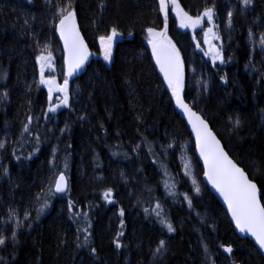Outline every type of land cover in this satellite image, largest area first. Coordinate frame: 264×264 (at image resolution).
Returning a JSON list of instances; mask_svg holds the SVG:
<instances>
[{"label":"trees","instance_id":"16d2710c","mask_svg":"<svg viewBox=\"0 0 264 264\" xmlns=\"http://www.w3.org/2000/svg\"><path fill=\"white\" fill-rule=\"evenodd\" d=\"M235 1L178 0L190 15L214 6L222 16L237 9ZM71 2L80 32L98 57L92 55L70 79L69 106L50 114L36 57L45 46L57 58L64 51L58 18L53 21L68 0H0V143L5 144L0 150V235L5 237L0 264H264L262 253L236 233L206 184L193 196L192 207L184 198L192 187L182 173L183 156H192L201 178L203 169L171 89L153 63L147 28L164 26L158 0ZM233 19L226 34L224 25L218 29L224 63H212L202 41L179 27L171 6L167 32L185 61L200 65L212 85L200 98L187 88L186 100L258 183L264 203V55L258 42L264 0H255L249 13L234 12ZM113 27L120 38L105 63L99 37ZM25 124L30 131L23 132ZM61 171L69 180L67 193L49 194L48 207L37 218V194L47 192L53 174ZM108 189L111 202L104 198ZM157 202L174 232L152 212ZM10 208L17 210L19 228L17 218L8 219ZM83 213L91 236L78 246L85 235L77 231L84 226ZM161 239L166 251L155 253Z\"/></svg>","mask_w":264,"mask_h":264},{"label":"snow or ice","instance_id":"6c2138e0","mask_svg":"<svg viewBox=\"0 0 264 264\" xmlns=\"http://www.w3.org/2000/svg\"><path fill=\"white\" fill-rule=\"evenodd\" d=\"M254 0H242L244 9H247L253 4ZM171 9L175 10L176 16L179 18L180 27L182 28H197L201 26L205 18L208 23L212 24L204 31V42L209 45L208 50L204 53L207 56H211L212 63L215 64L217 60L220 63H224V57L222 54V48L212 44V40H220L221 37L218 32L214 31V28L219 26L214 24V6L205 7L202 14H198L195 17L190 16L186 11L183 10L178 0H158V11L163 13L164 26L162 30L157 31L154 27L147 28L148 43L152 47V54L156 59V63L160 67V71L163 73L165 80L167 81L168 88L171 89V95L174 97L176 105L183 110L187 115L188 121L192 126V130L196 136V144L199 148L200 156L204 160V166L206 171L204 175L217 188L223 195L228 207L232 213V217L236 222V226L241 232L250 233L255 238L261 249H264V203H261L258 195L259 189L256 183L249 179L248 175L239 167L228 155L221 145V141L217 139L216 134L209 127L208 122L197 112L189 106L184 100V88H185V73H184V62L180 56L179 50L175 44L167 35L168 31V15ZM103 7V5H101ZM233 12L227 13L228 25L232 24ZM58 18L56 24V30L59 32L60 37L64 42V49L67 53L65 63L67 65V74L64 77L63 83H57L55 76L45 78V69L54 68L53 55L49 50V46L41 49L40 54L36 57V60L40 64V83L48 86V98L50 101L48 111L56 112L57 109L63 106H69V77L73 75L78 69L83 67L87 61L90 52L88 46L84 41V37L81 35L79 25L77 23V13L73 8L71 0L64 6L58 7L55 17ZM119 35L117 29L113 27L109 35H101L99 37L100 45L103 50V56L105 60L110 61L112 58V43L114 39ZM131 35V33H130ZM254 34L249 29V39L255 45L257 42L253 38ZM258 42L261 46V50L264 51V32H261L258 37ZM199 46V42L197 44ZM46 53V54H45ZM54 92L62 93L63 95L59 98L58 103H51L52 95ZM5 95H7L5 93ZM32 117H28V122L31 123ZM235 127H239L240 121L236 119L234 122ZM67 127V126H66ZM30 129L27 124L23 128V132H28ZM39 140V137H37ZM139 147V145L137 146ZM169 148L172 145L168 146ZM5 148L4 143H0V150ZM151 150V149H150ZM55 159V156H54ZM67 165L65 164V168ZM188 165H185L187 170ZM167 174V173H165ZM56 178L49 183L47 192L38 193L36 196L37 203L40 207L36 209L37 218L39 214L48 207L49 194L63 193L67 190V178L63 171L53 174ZM195 183V180H193ZM165 187L169 185L165 182ZM171 188H175V185H171ZM196 191L199 192L200 188L197 186ZM112 194V190L108 189L104 192V198L109 199ZM187 199V196L185 197ZM189 207H192L191 199H188ZM69 210L74 208L73 202H69ZM145 209V212H148ZM152 212L156 217L160 218V223L166 226L168 232H174L175 228L173 224L168 220L162 205L157 202ZM123 209L120 210V215L123 216ZM75 216H81V213H73ZM17 210L10 208L8 219L17 218ZM30 213L26 210L24 212V218L28 219ZM84 226L78 228L77 231L85 233L83 240L80 241L81 245H87L90 242V228L91 222L88 218L87 213L82 214ZM79 223V221H78ZM21 226V221L16 219V227ZM121 227H123V221H121ZM118 235H123L119 233ZM12 238L15 240V232L12 233ZM79 240V237H77ZM5 244V237L0 235V245ZM116 246L121 247L119 240L116 241ZM95 248H92V252H95ZM157 253L166 251V241L161 239L159 245L155 250ZM225 251L228 253L232 252L231 247H226Z\"/></svg>","mask_w":264,"mask_h":264},{"label":"rangeland","instance_id":"374dc122","mask_svg":"<svg viewBox=\"0 0 264 264\" xmlns=\"http://www.w3.org/2000/svg\"><path fill=\"white\" fill-rule=\"evenodd\" d=\"M237 2L240 3V4H238L237 9L233 10V11L231 10L233 12V16H234V12L235 13H239L241 15L243 13L251 12L252 8L255 7V0H254L253 4L250 7H248L247 9H244V6L242 4V0H236L235 4H237ZM172 13H175V15H176L175 10H172ZM202 13H199V14H202ZM227 13H225L226 16L225 15L222 16V15L216 13V11H215V16H214V21H213L214 24L218 25L219 27L223 28V25H224V28H226V30H224L225 34L229 31V29H232V24H231V26L228 25ZM190 16L195 17L196 15H190ZM233 20L234 19L232 17V23H233ZM223 21H224V24L221 25V22H223ZM178 22H179V27H180L179 18H178ZM211 26H212V24L208 23L207 18H205L204 23L201 26H198L195 29L196 30L199 29L201 34L204 35V31L208 27H211ZM219 27L218 28H214V31L218 32ZM180 28L184 29V30H188L192 34L194 39H196V35H194V32H195L194 30L195 29H193L191 27H189V28L180 27ZM167 35L171 39V41L175 44L176 48L179 50L180 56H181V58H182V60L184 62L185 88H184V93L183 94H185V91L188 90L187 88H190V89L194 88V92H195L194 96L197 97V98H200L199 96H202V95L206 94L207 91L210 90V88L212 86L210 80L205 79L203 69L201 68L200 65L194 64L193 61L192 62L185 61V59L183 58V56L181 54V51H180V48L178 47V45L175 43V41L173 40V38L170 36V34L168 32H167ZM119 38H120V33H119V35H117V37L114 39V41L112 43V58H113L115 47H116V44H117ZM214 44L217 45L218 47L221 46L222 45L221 39L220 40H215ZM259 47H260L259 50L262 52V55H264V51L261 50V46H259ZM99 50H100L99 51L100 55L102 56L104 62L105 63H109L112 60V58H111L110 61L104 59L103 50L101 48L100 41H99ZM58 53H59V58H57L55 55L52 54L53 55L54 68H52V69L46 68L44 75H45V78H48L50 76H55L56 80H57V83L62 84L63 80H64V77L67 74V65L65 63V60L67 58V53L65 52V49H64V51L59 50ZM92 54L93 53L91 52L89 57H88V60L90 58H92ZM38 67H39V82H40V64H39V62H38ZM83 69H84V66L81 67L80 69H78L75 73H73V75L81 72ZM72 76L69 77V81L72 78ZM41 85H43L47 89V93H48V86L46 84H41ZM70 92H71V86L69 85V104H70V100H71ZM62 95H63L62 93L54 92L53 95H52L51 103H58L59 102V98ZM49 104H50V101H49V98H48L47 112H49L48 111ZM65 107H67V106L61 105L57 109V111L65 108ZM56 112H49V113L53 114V113H56ZM185 165H188L187 170L185 169ZM182 173H183L184 177L189 181V183H190V185L192 187V191L190 193L189 192H185L184 193V198L187 196V199L185 198V200H186V202H187V204L189 206L188 199H191V201H192L193 196L194 195H198L199 193H201L202 190L204 189V185H205V183L203 184L202 178L198 174V170H197V168L195 166V163H194V160H193V158H192V156L190 154H185L183 156V158H182ZM193 180H195V183H193ZM197 186L200 188L199 192L196 191V187ZM155 253H157V252L155 251Z\"/></svg>","mask_w":264,"mask_h":264},{"label":"water","instance_id":"95a60500","mask_svg":"<svg viewBox=\"0 0 264 264\" xmlns=\"http://www.w3.org/2000/svg\"><path fill=\"white\" fill-rule=\"evenodd\" d=\"M81 35H82V33H81ZM83 36V35H82ZM84 41H85V43L87 44V42H86V40H85V38H84ZM62 42H63V39H62ZM211 42H213V40L211 41ZM204 44L206 45V47L207 48H209V45L207 44V43H205L204 42ZM213 45H215V44H213ZM63 46H64V42H63ZM87 46H88V44H87ZM150 47H151V45H149ZM217 46V45H216ZM152 48V47H151ZM88 51L91 53V50H90V48H89V46H88ZM92 55H94V57L96 58V57H98V54L97 53H93ZM152 58H153V63L155 64V66H156V68H157V70L159 71V72H161L160 71V67H159V65L156 63V59H155V57L153 56V54H152ZM88 60V59H87ZM161 74L163 75V73L161 72ZM164 76V75H163ZM184 95V94H183ZM184 100H185V102L186 103H188L189 104V106L193 109V111H195V112H197L199 115H201L207 122H208V124H209V127L212 129V131L216 134V136H217V139H219L220 141H221V145L223 146V148H224V150L228 153V155H229V157L239 166V167H241L242 169H244L231 155H230V153L228 152V150L226 149V147H225V145H224V143H223V141L221 140V138L218 136V134L213 130V128L211 127V125H210V123H209V121L199 112V111H197L187 100H186V98H185V96H184ZM174 106H175V110H176V112L180 115V117L185 121V123H186V125H187V127H188V129H189V131H190V134H191V137H192V140H193V142H194V146H195V156H196V158H197V160H198V162L200 163V165L202 166V169H203V173H202V180H203V182L206 184V186L208 187V189L214 194V196L218 199V201L222 204V206L225 208V210H226V212L228 213V216L230 217V219L232 220V222L234 223V227H235V230H236V233L241 237V238H247V239H249V240H251L255 245H256V247L259 249V251L262 253V255L264 256V249H261L260 248V246H259V244L256 242V240H255V238L254 237H252L251 236V234L250 233H247V232H241L240 231V229L236 226V222H235V220L233 219V217H232V213H231V211H230V209H229V207H228V204H227V202L225 201V199H224V197H223V195L220 193V191L217 189V188H215L213 185H212V183L207 179V177L204 175V173H205V171H206V168H205V166H204V160H203V158L200 156V153H199V148L197 147V144H196V136H195V133L193 132V130H192V126H191V124L189 123V121H188V117H187V115L183 112V110L182 109H180L177 105H176V102H175V99H174ZM244 171L246 172V174L248 175V177H249V179H251L254 183H256V185H257V188L259 189V193H258V195H259V197H260V200H261V203H263V201H262V192H261V189H260V187H259V185H258V183L255 181V180H253L250 176H249V174L247 173V171L244 169ZM65 174V173H64ZM65 176H66V174H65ZM66 178H67V184H68V188H67V190L65 191V192H63V193H57V194H60V195H63V194H65V193H67V191H68V189H69V180H68V177L66 176Z\"/></svg>","mask_w":264,"mask_h":264},{"label":"flooded vegetation","instance_id":"af4514ba","mask_svg":"<svg viewBox=\"0 0 264 264\" xmlns=\"http://www.w3.org/2000/svg\"><path fill=\"white\" fill-rule=\"evenodd\" d=\"M194 31H195V32H194V35H196V39H197V41H198V40H199V41H202L203 45H204L205 48L208 50V48H207L206 45L204 44V35L201 34V32H200L199 29H197V30L195 29ZM214 41H215V39H213L212 44H214Z\"/></svg>","mask_w":264,"mask_h":264},{"label":"bare ground","instance_id":"6f19581e","mask_svg":"<svg viewBox=\"0 0 264 264\" xmlns=\"http://www.w3.org/2000/svg\"><path fill=\"white\" fill-rule=\"evenodd\" d=\"M94 56V55H93Z\"/></svg>","mask_w":264,"mask_h":264}]
</instances>
